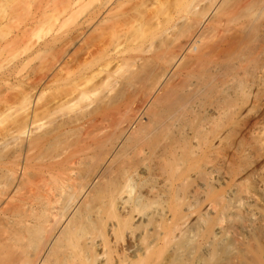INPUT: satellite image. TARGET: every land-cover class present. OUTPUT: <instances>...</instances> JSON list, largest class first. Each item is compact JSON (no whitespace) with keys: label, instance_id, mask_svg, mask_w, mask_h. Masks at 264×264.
<instances>
[{"label":"bare ground","instance_id":"obj_1","mask_svg":"<svg viewBox=\"0 0 264 264\" xmlns=\"http://www.w3.org/2000/svg\"><path fill=\"white\" fill-rule=\"evenodd\" d=\"M17 50L0 264H264V0H0Z\"/></svg>","mask_w":264,"mask_h":264},{"label":"rangeland","instance_id":"obj_2","mask_svg":"<svg viewBox=\"0 0 264 264\" xmlns=\"http://www.w3.org/2000/svg\"><path fill=\"white\" fill-rule=\"evenodd\" d=\"M47 34H48V32H46ZM44 37L45 38H48V35H44ZM20 52L21 50H17V51H15V52H12V53H7L6 55H5V57L0 61V73L1 72H6L8 69H11V68H13V66L15 65V63L17 62V60L15 61L14 59H13V57H16L15 55V53L16 52ZM21 53V52H20ZM15 54V55H14ZM8 55H10V56H8ZM11 58V59H10ZM10 59V60H9ZM15 59H17V57L15 58ZM14 60V61H13ZM4 61L6 62V64L4 63ZM11 62H14V63H12V65H11ZM83 62V56L80 54L79 56H78V62H77V65L79 64V63H82ZM2 63H3V65H4V67L2 66ZM9 64V65H8ZM8 65V69H6V66ZM11 65V66H10ZM6 69V70H5ZM2 70V71H1ZM3 70H5V71H3ZM21 72H22V75H26L27 74V72L26 71H28L27 69L25 70V69H23V70H20ZM17 79V80H16ZM11 83H12V86L10 87V89H8L9 91V93L10 94H12L13 96H14V98L15 97H17V95H18V90H20V88H21V81H20V78L19 77H17V78H15V79H13L12 81H11ZM17 92V93H16ZM53 92V93H52ZM40 93H41V91H40ZM50 93V94H49ZM15 94V95H14ZM45 98L43 99V100H41L42 102L41 103H44V104H42L43 106H46V105H48V104H51L52 102H53V100H54V98L57 96V93L55 92V91H53V90H47L46 92H45ZM52 95H54V97L52 96ZM47 101V102H46ZM49 102V103H48ZM47 103V104H46ZM2 119H4V118H0V121L1 122H3V120ZM5 120V119H4ZM0 122V123H1ZM47 121H44V123H46ZM0 127H1V125H0Z\"/></svg>","mask_w":264,"mask_h":264}]
</instances>
